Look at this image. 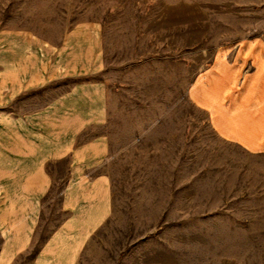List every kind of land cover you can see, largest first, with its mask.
<instances>
[{
    "label": "rangeland",
    "instance_id": "rangeland-1",
    "mask_svg": "<svg viewBox=\"0 0 264 264\" xmlns=\"http://www.w3.org/2000/svg\"><path fill=\"white\" fill-rule=\"evenodd\" d=\"M88 23L101 27V73L6 108L26 113L83 80L106 87L113 215L78 264H264V155L214 135L190 97L195 85L210 94L223 82L217 100L228 91L250 114V97L264 91L254 81L264 76V0H0V27L49 43ZM241 58L242 76L220 69ZM51 201L40 242L64 217L57 191Z\"/></svg>",
    "mask_w": 264,
    "mask_h": 264
},
{
    "label": "crops",
    "instance_id": "crops-1",
    "mask_svg": "<svg viewBox=\"0 0 264 264\" xmlns=\"http://www.w3.org/2000/svg\"><path fill=\"white\" fill-rule=\"evenodd\" d=\"M101 34L99 25L81 24L53 44L26 28L0 27V264H16L27 255L33 256L29 264H78L88 242L113 215L111 178L103 170L110 146L102 131L108 121L102 81H79L26 113L6 109L54 82L101 73ZM242 58L239 67L230 63L220 69L242 76L247 62ZM220 69L209 70L204 79ZM262 79L257 73L254 80L261 90ZM217 83L210 94L193 86L191 100L207 113L214 135L264 155V91L250 97L248 114L247 101L236 107L228 91L217 100L223 82ZM55 191L64 217L40 242Z\"/></svg>",
    "mask_w": 264,
    "mask_h": 264
}]
</instances>
